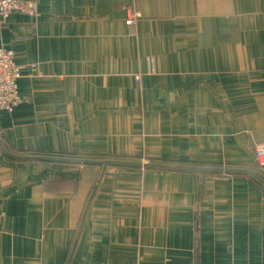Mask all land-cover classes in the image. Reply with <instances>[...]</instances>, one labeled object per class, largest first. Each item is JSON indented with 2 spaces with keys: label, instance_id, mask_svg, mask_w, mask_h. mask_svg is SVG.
Returning <instances> with one entry per match:
<instances>
[{
  "label": "crops",
  "instance_id": "obj_1",
  "mask_svg": "<svg viewBox=\"0 0 264 264\" xmlns=\"http://www.w3.org/2000/svg\"><path fill=\"white\" fill-rule=\"evenodd\" d=\"M0 47V264H264V0H38Z\"/></svg>",
  "mask_w": 264,
  "mask_h": 264
},
{
  "label": "built area",
  "instance_id": "obj_2",
  "mask_svg": "<svg viewBox=\"0 0 264 264\" xmlns=\"http://www.w3.org/2000/svg\"><path fill=\"white\" fill-rule=\"evenodd\" d=\"M38 0H0V23L12 14L22 16L36 15ZM140 15L132 7L124 9L123 21L132 26ZM21 78V67L13 51L0 47V110L11 112L20 102L18 81ZM139 83V77L135 78ZM254 160L259 168L264 167V143L252 147Z\"/></svg>",
  "mask_w": 264,
  "mask_h": 264
},
{
  "label": "water",
  "instance_id": "obj_3",
  "mask_svg": "<svg viewBox=\"0 0 264 264\" xmlns=\"http://www.w3.org/2000/svg\"><path fill=\"white\" fill-rule=\"evenodd\" d=\"M3 149V148H2ZM106 164H112L115 166H130V167H141V168H165V167H171L167 165H161V164H154V163H140V162H122V161H105ZM177 169H184L182 167H172ZM210 170V169H208ZM229 172H239V170H231ZM246 173V171H242Z\"/></svg>",
  "mask_w": 264,
  "mask_h": 264
},
{
  "label": "trees",
  "instance_id": "obj_4",
  "mask_svg": "<svg viewBox=\"0 0 264 264\" xmlns=\"http://www.w3.org/2000/svg\"><path fill=\"white\" fill-rule=\"evenodd\" d=\"M33 159H43V158H41L40 156H33L32 157ZM49 159H53V160H57V159H54V158H49ZM80 161L81 162H83V163H89V161H87V160H83V159H80ZM242 171H244V170H239V172H236L234 175H235V177L236 176H243V173L244 172H242Z\"/></svg>",
  "mask_w": 264,
  "mask_h": 264
},
{
  "label": "rangeland",
  "instance_id": "obj_5",
  "mask_svg": "<svg viewBox=\"0 0 264 264\" xmlns=\"http://www.w3.org/2000/svg\"><path fill=\"white\" fill-rule=\"evenodd\" d=\"M264 143V142H263ZM258 144H260V143H258ZM254 145H256V144H254ZM253 145V146H254ZM161 165H163V164H161ZM167 170H169V169H172V168H166ZM254 172H256V173H258V174H260L261 173V171H258V170H256V169H254ZM253 175V177L256 179L257 178V176L255 175V173L254 174H252Z\"/></svg>",
  "mask_w": 264,
  "mask_h": 264
}]
</instances>
